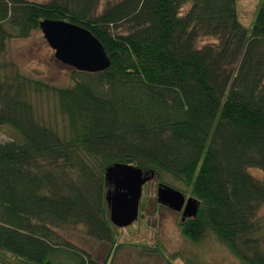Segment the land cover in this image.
I'll return each instance as SVG.
<instances>
[{"label": "trees", "instance_id": "obj_1", "mask_svg": "<svg viewBox=\"0 0 264 264\" xmlns=\"http://www.w3.org/2000/svg\"><path fill=\"white\" fill-rule=\"evenodd\" d=\"M100 2L0 0V127L17 135L0 141V259L115 264L105 173L126 165L154 174L157 188L166 176L189 190L198 206L179 225L186 240L212 236L239 264H264V178L248 174L264 175V0L249 33L237 0ZM44 20L90 32L110 67L73 71L64 89L22 75L6 46ZM42 94L67 132L36 119L30 98ZM75 227L110 245L103 262L57 233Z\"/></svg>", "mask_w": 264, "mask_h": 264}, {"label": "rangeland", "instance_id": "obj_2", "mask_svg": "<svg viewBox=\"0 0 264 264\" xmlns=\"http://www.w3.org/2000/svg\"><path fill=\"white\" fill-rule=\"evenodd\" d=\"M29 3L45 4L49 0H22ZM119 0H101L100 9L108 3ZM259 0H237L236 8L242 26L248 31L252 29L255 12ZM210 39H200L197 47L210 43ZM3 60L17 66L20 73L31 80L53 88H69L73 69L66 67L54 59V52L49 48L40 31L33 32L26 40L13 39L6 46ZM30 103L36 119L59 132H67L66 121L60 116L56 101L50 95H33ZM17 140V135L8 127H0L2 143ZM248 174L262 179L264 175L258 170L250 169ZM163 184L170 186L189 199V190L173 179L164 176ZM156 176L143 188L137 220L129 227L118 229L113 254L115 264H167L171 259L173 264H239L229 251L222 247L214 237L193 244L180 233L179 225L183 221L182 211L175 212L157 202ZM264 214V207L259 217ZM69 245L93 257L99 263L103 262L110 245L89 239L83 227H75L57 231ZM113 249V248H112ZM0 264H12L10 260H1Z\"/></svg>", "mask_w": 264, "mask_h": 264}, {"label": "water", "instance_id": "obj_3", "mask_svg": "<svg viewBox=\"0 0 264 264\" xmlns=\"http://www.w3.org/2000/svg\"><path fill=\"white\" fill-rule=\"evenodd\" d=\"M39 31L54 59L78 73L96 74L107 70L110 61L99 41L87 30L63 21L44 20ZM154 174L126 166L115 165L106 170L105 182L112 190L106 194V205L110 223L117 229L131 226L138 218L142 188L152 180ZM157 201L168 209L180 212L182 218L196 215L197 203L165 185L157 188Z\"/></svg>", "mask_w": 264, "mask_h": 264}]
</instances>
